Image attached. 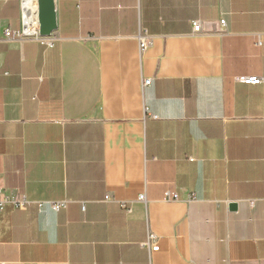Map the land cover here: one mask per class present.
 <instances>
[{
    "label": "crops",
    "instance_id": "1",
    "mask_svg": "<svg viewBox=\"0 0 264 264\" xmlns=\"http://www.w3.org/2000/svg\"><path fill=\"white\" fill-rule=\"evenodd\" d=\"M56 6L52 45L0 39V188L33 201L0 264H264V0Z\"/></svg>",
    "mask_w": 264,
    "mask_h": 264
},
{
    "label": "built area",
    "instance_id": "2",
    "mask_svg": "<svg viewBox=\"0 0 264 264\" xmlns=\"http://www.w3.org/2000/svg\"><path fill=\"white\" fill-rule=\"evenodd\" d=\"M35 19H34V29L29 30V24L27 21V13L25 11V4H24V25L22 28L16 29V30H11V29H4L2 32L0 31V39L5 38V39H20V40H25V39H37L40 40L46 44L52 45V39L51 37H42L39 34V28H38V12H37V5L35 9ZM220 25L222 28L225 27L226 21L225 19H222L220 21ZM194 32L195 33H202L203 32V27L202 23L199 21H196L194 23ZM138 39L140 41V46L142 50H145L150 44H151V39L149 38V35L146 30H142L138 36ZM240 80L244 83L248 84H258L261 82H264V77H259V76H242L240 77ZM146 84L150 83V79H147L145 81ZM178 198L177 193L173 191H167L165 193V199L166 200H175ZM140 200H145V195L141 194L139 196ZM33 201L28 199L25 195H13V194H8L6 193L2 188H0V215L4 208L7 205H12L16 209H27ZM42 204V203H40ZM52 208L54 210H60L62 208H66L68 205V200H62V201H51L50 202ZM154 236L150 235L148 245L151 246L152 240Z\"/></svg>",
    "mask_w": 264,
    "mask_h": 264
},
{
    "label": "water",
    "instance_id": "3",
    "mask_svg": "<svg viewBox=\"0 0 264 264\" xmlns=\"http://www.w3.org/2000/svg\"><path fill=\"white\" fill-rule=\"evenodd\" d=\"M38 28L42 37H51L58 29L56 0H37ZM237 208L236 203L230 206Z\"/></svg>",
    "mask_w": 264,
    "mask_h": 264
},
{
    "label": "bare ground",
    "instance_id": "4",
    "mask_svg": "<svg viewBox=\"0 0 264 264\" xmlns=\"http://www.w3.org/2000/svg\"><path fill=\"white\" fill-rule=\"evenodd\" d=\"M37 0H25V11L27 13V21L29 24V30L34 29L35 9Z\"/></svg>",
    "mask_w": 264,
    "mask_h": 264
}]
</instances>
